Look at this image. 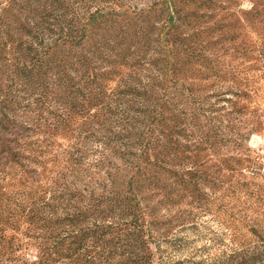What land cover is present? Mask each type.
<instances>
[{
	"label": "trees",
	"instance_id": "obj_1",
	"mask_svg": "<svg viewBox=\"0 0 264 264\" xmlns=\"http://www.w3.org/2000/svg\"><path fill=\"white\" fill-rule=\"evenodd\" d=\"M256 134L264 0H0V264H264Z\"/></svg>",
	"mask_w": 264,
	"mask_h": 264
},
{
	"label": "rangeland",
	"instance_id": "obj_2",
	"mask_svg": "<svg viewBox=\"0 0 264 264\" xmlns=\"http://www.w3.org/2000/svg\"><path fill=\"white\" fill-rule=\"evenodd\" d=\"M247 6V3H245ZM249 145L251 146L252 149L256 150L259 152L263 157H264V137L260 135H252L250 140H249ZM95 147V146H94ZM184 236V235H183ZM187 237L192 238V236L189 234H186ZM166 247L162 245L161 249L164 250ZM33 255H35L34 252H31ZM167 256V254H165ZM176 260H184V256L182 254H179L178 256H175ZM174 259V260H175Z\"/></svg>",
	"mask_w": 264,
	"mask_h": 264
}]
</instances>
